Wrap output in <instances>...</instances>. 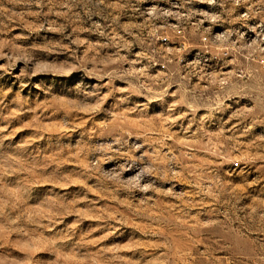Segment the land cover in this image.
Segmentation results:
<instances>
[{
    "label": "rangeland",
    "instance_id": "374dc122",
    "mask_svg": "<svg viewBox=\"0 0 264 264\" xmlns=\"http://www.w3.org/2000/svg\"><path fill=\"white\" fill-rule=\"evenodd\" d=\"M214 1L0 0V264H264V0Z\"/></svg>",
    "mask_w": 264,
    "mask_h": 264
},
{
    "label": "built area",
    "instance_id": "2783aa9c",
    "mask_svg": "<svg viewBox=\"0 0 264 264\" xmlns=\"http://www.w3.org/2000/svg\"><path fill=\"white\" fill-rule=\"evenodd\" d=\"M203 1L204 0H197L195 2V4L192 6L191 2L187 3L186 0H172V3L168 7H172L173 5H177L179 8H185V5H189V7L187 9L190 8L189 10H193V17H196L195 14L199 13L201 10H203V9H201V2H203ZM225 1H228L229 6L232 7V9L236 11V10H238L239 7H242V5L249 4L251 0H218V3L221 4L222 7H224L226 5V3H224ZM248 16L249 15L246 13H244L242 15L243 18L244 17L247 18ZM177 19H179V18H177ZM177 19L174 18V21L177 22L175 24H179ZM221 19H222V17L217 18V23L221 22ZM201 23H202V25L206 24V19L205 20L201 19ZM206 30H208V29H206ZM213 34H217V32H215ZM230 36H231V34H230ZM225 264H233V262L227 261Z\"/></svg>",
    "mask_w": 264,
    "mask_h": 264
},
{
    "label": "bare ground",
    "instance_id": "6f19581e",
    "mask_svg": "<svg viewBox=\"0 0 264 264\" xmlns=\"http://www.w3.org/2000/svg\"><path fill=\"white\" fill-rule=\"evenodd\" d=\"M215 1L214 0H204L201 2V5H203V9L201 10V13H196L197 17H202V20H205L207 18V21L209 18L215 19L213 12V7H214ZM179 8L177 5H173L172 7H168V9H177ZM179 10V9H178ZM176 13V12H175ZM204 17V18H203Z\"/></svg>",
    "mask_w": 264,
    "mask_h": 264
}]
</instances>
